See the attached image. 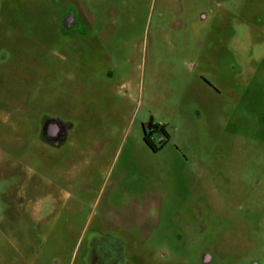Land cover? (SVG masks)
<instances>
[{
  "label": "rangeland",
  "instance_id": "374dc122",
  "mask_svg": "<svg viewBox=\"0 0 264 264\" xmlns=\"http://www.w3.org/2000/svg\"><path fill=\"white\" fill-rule=\"evenodd\" d=\"M45 6L0 0V264H264V0Z\"/></svg>",
  "mask_w": 264,
  "mask_h": 264
},
{
  "label": "flooded vegetation",
  "instance_id": "af4514ba",
  "mask_svg": "<svg viewBox=\"0 0 264 264\" xmlns=\"http://www.w3.org/2000/svg\"><path fill=\"white\" fill-rule=\"evenodd\" d=\"M43 1V5H50L52 7L53 6H60L62 4V1L63 0H42ZM78 3L79 0H74ZM46 7V6H45ZM76 12L75 10L71 9V8H63L62 12L60 13V17H61V20H60V26H57V30H58V33H60V38L61 40H63L65 42V44H67L66 46H69V44L71 43V41L74 39L75 37V28L77 25V20H76ZM56 17H54L55 19ZM54 23H58L57 20L55 19V22ZM67 48V47H65ZM61 51H64V49H59L57 48V53L59 55H62V52ZM54 53H56V49L53 51ZM53 53V54H54ZM13 58V57H12ZM67 64H65L63 61H60L59 62V65H58V69H65L67 68ZM43 108V105L41 106ZM69 111V110H68ZM68 111L66 110V106L64 105V108L62 106V112H64L65 114H68ZM66 120V119H65ZM58 121L62 122L64 125V129H66L65 131V135L64 136H60L61 134V128L60 125L57 123ZM74 122V121H73ZM46 124V127L47 129L46 130H51L52 133L54 134V136H52L53 138H51L50 140H48V138L46 137V132L43 131V125ZM62 124V125H63ZM70 125H71V122L70 120H66L63 121V120H60L58 117H54L52 120H49L48 122H44L42 124V127L39 128V130L41 131V135H42V138L50 143V144H53L55 146H58L60 145V143H62L63 141H65L66 138H68L69 134H70ZM57 126V127H56ZM56 130H55V129ZM149 129H150V132H158L161 134V137H160V140H162L161 138L163 137H166L167 134L165 133V129L164 127H161L159 125H154L152 126L151 124L149 125ZM150 132H147L144 130V136H143V141L144 143L150 148L152 149L153 151H157L159 148H157L151 138V133ZM60 136V137H59Z\"/></svg>",
  "mask_w": 264,
  "mask_h": 264
}]
</instances>
